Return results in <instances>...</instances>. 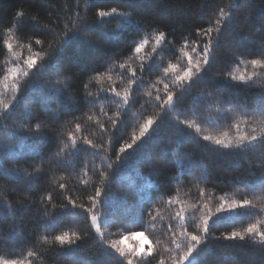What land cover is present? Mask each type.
I'll return each mask as SVG.
<instances>
[{
	"label": "trees",
	"instance_id": "16d2710c",
	"mask_svg": "<svg viewBox=\"0 0 264 264\" xmlns=\"http://www.w3.org/2000/svg\"><path fill=\"white\" fill-rule=\"evenodd\" d=\"M237 2L241 6L235 13L236 19L225 30L215 51L216 62L212 74L205 81L193 85L179 110V119L194 120L205 133L214 135L229 130L234 113L241 107L250 112L258 107L260 84L234 85L225 80L223 74L243 68L237 67L236 56L251 60L260 54L261 44L264 43V0H0V76L11 66L10 61L13 59L3 45L5 39L13 44L15 51L26 58L30 54L29 47L33 52L48 50L54 34L63 32L65 25L70 27L69 20L75 18L77 13L82 16L86 7L90 20L94 19L98 10L110 11L116 8L118 13L125 14L107 17L103 23L92 24L89 28L92 39H89L88 34L81 33L65 45L60 55L65 64L63 75L72 76L68 91L76 97L78 103L71 110L63 112L59 121L49 122V127L43 130L47 136L42 158L48 163L45 172L39 176L31 190L37 203L27 211H16L13 217L3 201H0V259L27 258L28 251H36L39 255L32 258V264H72L73 259L79 260L81 257L88 259L90 264H109V255L95 246L91 238L78 242L81 248L72 258L62 255L59 245L49 244L48 240L63 232L75 231L83 236L86 232H94V229L90 225L89 217L81 214L79 209L61 213L57 220L49 222L38 203L41 195L46 196L49 193L52 203L57 206L65 203L66 197H70L77 204L87 202V197L93 194V186L100 185L97 169L102 165L110 174L114 172L115 175V179L107 183L102 194V231L108 239H118L127 232H144L147 236L145 245L151 242L166 260L177 254L169 251L174 246L170 244L166 225L169 222L177 227L179 225L178 221L169 219L176 211L175 205L169 206L165 203L169 198H178L186 205L197 201L208 203L213 211L221 198L228 201L247 198L257 206L264 204V190H252L245 183L254 181L255 178L249 175V165L244 159L247 156L253 162L252 171L258 172L255 163L264 148L258 145L243 154L238 149H221L203 141L192 129H185L187 138L177 144L173 119L176 112L169 113L151 137L138 149L130 150L127 158L114 170L107 169V163L115 162L116 151L121 143L130 142L133 132L138 133L139 123L149 115L161 114L162 110L156 106L155 100L146 95L152 90L149 86L160 78V73L149 72L144 75V85H134L137 90L133 92V103L130 107L124 106L123 118L113 127L109 118H114L116 107L105 98L106 94L101 93V99L96 105L83 102V85L95 73L83 72L84 63L76 62L77 57L84 58L85 53L94 50V66L97 71L104 73L107 70L113 77L112 82L122 91L127 86L128 77H125L123 83L120 82L117 75L120 70L112 67V60L127 61L135 67V63L129 60L131 49L142 39H154L153 30L159 28L175 46L166 45V50L154 57V64L163 63L166 66L171 62L182 65L186 58L180 48L185 40L189 42V47L184 50L194 56L191 47L203 43L196 30L213 24L221 8L231 13V6ZM17 12L23 15L14 19ZM137 24L140 31H137ZM37 39L42 41L41 45L35 44ZM145 51H150V45ZM111 53L117 54L113 56ZM140 75L137 71V76ZM25 79L20 77L21 82ZM55 79V76L49 77L47 73L34 71L28 78V83L39 80L42 84H47ZM101 86L107 88L109 82L105 79L101 85L93 81L89 84V90L96 93ZM157 87L162 91V85ZM213 89L215 96L233 98V112H225L223 109L226 105H221L217 111L214 101L208 96V91ZM152 91L154 97L156 92ZM201 93L204 99L198 98ZM19 95L23 100L26 95H30V90L25 91L22 88ZM8 99L9 96L0 95V100L6 102ZM52 107L57 105L53 102ZM101 107L107 115L101 113ZM28 108L34 117L33 124L37 119L48 120L40 103L28 104ZM24 111L25 103L18 102L15 107L16 115L4 119L0 124V139L21 128L22 125L18 122L19 113ZM87 115H92L93 121L85 123ZM97 119L108 129L106 135H101L95 123ZM66 121L69 123L65 125ZM76 123L81 124L84 129L82 134L93 143L103 144L104 151L96 152L88 146L78 147L77 150L69 149L74 152L70 157L73 162L67 168L58 166L54 157L58 148L63 146V134L71 131ZM61 125L64 127L61 128ZM54 129L62 133L59 140L52 135ZM239 134L235 129L229 131L232 137ZM37 143L39 142H26L23 151L28 152ZM40 159V156L29 157L26 161H21L19 167L24 168L32 160L39 162ZM14 163L16 162L13 160H5L3 166L11 167ZM86 163L89 170L84 175ZM29 172H32L31 168ZM177 173L180 175L177 176ZM84 180L89 181L87 186L84 185ZM59 183H64L67 191L60 189ZM200 188L205 190L203 197L199 195ZM23 191V181L16 183L0 179V196H6L11 204L16 205L23 200ZM149 208L154 209L153 215L157 216L155 227L145 212ZM256 210L237 209L227 213L226 218L213 217L210 221L209 240L202 245L206 250L196 256L197 264H264V250L258 245L250 241L214 239L221 233L240 230L249 222L258 219L259 217L250 214V211ZM140 217H144L142 223ZM186 217L187 231L197 232V223L192 221L190 213H186ZM139 239L140 237H135L132 242Z\"/></svg>",
	"mask_w": 264,
	"mask_h": 264
},
{
	"label": "snow or ice",
	"instance_id": "6c2138e0",
	"mask_svg": "<svg viewBox=\"0 0 264 264\" xmlns=\"http://www.w3.org/2000/svg\"><path fill=\"white\" fill-rule=\"evenodd\" d=\"M240 6V2L232 5L231 13L225 12L221 8L213 24L207 28L196 30L197 35L203 40V43L191 47V53H194V56L184 50L189 47V42L185 40L180 48L182 55L186 58L182 65L171 62H168L166 66L163 63L154 64V57L158 53L165 51L166 45L175 46L173 41L167 39L164 31L159 30V28L154 29V39H142L135 43V47L131 49L129 60L135 63V67L127 61H111L112 67L120 70L117 72V75L121 83L125 81V77H128L127 86L122 91L112 82L113 77L107 70L104 73L97 71L94 66L96 63L94 50L85 53L84 58H76V62L84 63L83 72L95 73V75L89 77L88 83L83 85V102L96 105L101 99V93L106 94L105 98L109 99L110 103L116 107L114 118H109L113 127L123 118L125 112L124 106L130 107L132 105L133 92L137 90L134 85H144V75L149 72L159 71L160 73V78L157 79L156 83L149 86L150 89L155 90L156 95L153 97L152 90H149L146 95L155 100L156 106L162 110L161 114L157 116L149 115L139 123L138 133L133 132L130 142L121 143L116 151L115 162L107 163V169L114 170L117 165H120L127 158L130 150L141 147L157 130L169 113L172 112H176L173 119L176 126L175 140L177 144L187 138L185 129H192L203 141L209 142L221 149H238L240 154H243L249 151L251 147L258 145L264 148V43L261 44V51L257 58L244 60L241 56H236L237 67L243 66V68L239 71L233 70L223 74V78L234 85L247 86L249 84H260L261 91L256 109L250 112L247 108L241 107L234 113L229 130L223 131L219 135L205 133L201 125L194 120L179 119L180 106L183 105L186 96L190 94L193 85L205 81L212 74L213 66L216 62L215 51L224 37L225 30L236 19L235 13ZM22 15V13L17 12L14 14V19L22 17ZM114 15L125 14L122 12L118 13L116 8H112L110 11L98 10L94 14V19L90 20L86 7L82 16L77 13L75 18L69 20L70 27L65 25L63 32L54 34V39L49 44L48 50L33 52L31 47H29L30 54L26 58L14 50L13 44L8 39L3 41V45L7 47L13 59L10 61L11 66L6 68L3 75L0 76V95L9 96L6 102L0 100V124H2L4 119L16 115L15 107L18 102L25 103V111L19 113L18 122L21 123V128L11 131L6 138L0 139V179L11 180L16 183L24 182V191L22 193L24 198L16 205L11 204L6 196H0V201H3L13 217L16 211H27L37 203V200L32 196L31 190L39 176L45 172L48 163V161L42 158L47 136V133L43 130L49 127V122L59 121L63 112L71 110L78 103L76 97L68 91L72 76L63 75L65 64L60 59V55L65 45L73 37L85 33L88 34L89 39H92V34L89 31L90 26L96 22L103 23L105 18ZM160 22L162 23V21ZM22 26L23 21H21V28ZM9 31H11V28H9ZM137 31H140L139 24H137ZM35 44L41 45L42 41L37 39L35 40ZM149 45L150 51H145ZM116 54L111 53L110 55L114 56ZM102 63H108V61H102ZM249 66L251 70H249ZM34 71L47 73L49 77L55 76L56 79L54 82L49 81L47 84H42L39 80H34L29 84L28 78L33 75ZM137 71L141 73L140 76H137ZM21 76L26 78L23 82L20 80ZM105 79L109 82L107 88L101 86L96 93L89 90V84L93 81L102 85ZM165 81H170V83ZM157 85H162V91ZM22 88L25 91L30 90V95H26L23 100H21L19 95ZM208 96L214 101L217 111L220 110L221 105H226L223 110L229 113L233 112L235 104L232 97L215 96L214 89L208 91ZM198 98L204 99L203 93ZM53 102L57 107H52ZM32 103H40L42 105L44 113L48 116L47 121L37 119L33 124L34 117L28 108V104ZM76 110L79 109L76 108ZM89 111H92V109H89ZM100 111L102 114L107 115L102 107ZM74 119L79 120L80 117H74ZM91 121H93V116L87 115L85 123ZM67 123L69 122L66 121L65 125ZM95 123L98 125L101 135H106L108 129L105 125L100 123L98 119ZM4 127L7 129L6 125ZM60 127L63 128L64 125ZM231 129H235L240 134L236 137L230 136L229 131ZM249 129L250 131H248ZM83 132L84 129L81 124L76 123L71 131L63 134L64 139L61 141L63 146L58 148L54 157L58 166L67 168L73 162L70 157L74 155V152L69 151V149L77 150L78 147L88 146L96 152L104 151L103 144L93 143L91 139L82 134ZM52 135L59 140L62 133L54 129ZM35 141L39 143L35 144L33 148L25 153L23 149L26 142ZM36 156L41 157L39 162L32 160L30 163H27L26 167H19L21 161H26L27 158ZM9 159L16 163L11 167H4L3 162ZM244 159L249 165V175L255 178L254 181L249 180L245 181V183L252 190H264V151L261 152L255 163V168L258 169V172L252 171L253 162L247 156H244ZM29 168L32 169V172H29ZM88 170L86 163L83 174L87 175ZM97 172L100 176V185L93 186V194L87 197V202L85 203L77 204L70 197H66V202L57 206L52 203L50 193L46 196L41 195L39 198L38 203L42 206L49 222L57 220L61 213L76 209H79L81 214L87 215L90 219V225L94 229V232H86L83 236L75 231L71 233L63 232L48 240L49 244L60 246L62 255L69 258L74 257L81 248V244L78 242L91 238L95 246L101 248L109 255V264H113V262L114 264H197L196 256H199L201 252L206 250L202 245H205V242L209 240L210 221H212L213 217L217 219L226 218L227 213L234 212L237 209H257L255 212L250 211V214L259 218L249 222L246 227L240 230L221 233L220 236L214 237V239L237 242L250 241L252 244L258 245L261 250H264V204L257 206L247 198L241 200L232 199L230 201L221 198L220 203L215 207V211L212 210L208 203H201L200 201L186 205L185 202L178 198L166 200L165 203L169 206H176L175 214L169 218L170 221L179 222L178 227L171 222L166 225L170 244L174 246L169 251L170 253L173 251L177 253L170 256L169 260L161 256L151 242L145 245L147 236L144 232H127L121 234L118 239H108L105 232L101 229L100 218L102 214L100 209L104 204L102 196L104 188L107 183L115 179V175L114 172L110 174L103 165L97 169ZM179 175L180 173H177V176ZM83 183L87 186L89 181L84 180ZM58 187L67 191L64 183H59ZM199 195L200 197L205 195L203 188L199 189ZM49 205H51L50 208ZM153 211L154 209L152 208L145 210L147 217L153 221V227H155L157 216L153 215ZM186 213H190L192 221L197 223V232L187 231ZM143 220L144 217H140L141 223ZM106 222L107 220H105ZM135 237H140V239L132 242ZM45 239L48 238L45 237ZM38 255L39 253L36 251H28L27 258L0 259V264H32V258ZM72 264H90V261L81 257L79 260L73 259Z\"/></svg>",
	"mask_w": 264,
	"mask_h": 264
}]
</instances>
